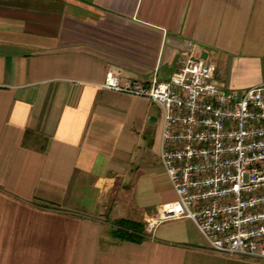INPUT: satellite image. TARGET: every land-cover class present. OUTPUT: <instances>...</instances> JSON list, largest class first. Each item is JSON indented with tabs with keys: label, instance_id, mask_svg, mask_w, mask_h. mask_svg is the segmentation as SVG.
Wrapping results in <instances>:
<instances>
[{
	"label": "crops",
	"instance_id": "obj_1",
	"mask_svg": "<svg viewBox=\"0 0 264 264\" xmlns=\"http://www.w3.org/2000/svg\"><path fill=\"white\" fill-rule=\"evenodd\" d=\"M186 41L222 87L264 82V0H0V264H264L187 218L147 228L177 200L162 111L103 84L167 81ZM120 219L146 239L111 237Z\"/></svg>",
	"mask_w": 264,
	"mask_h": 264
},
{
	"label": "built area",
	"instance_id": "obj_2",
	"mask_svg": "<svg viewBox=\"0 0 264 264\" xmlns=\"http://www.w3.org/2000/svg\"><path fill=\"white\" fill-rule=\"evenodd\" d=\"M178 60L167 81L151 85L108 73L103 87L148 99L162 111L160 161L177 200L159 222L187 218L219 254L264 261V82L222 87L199 47Z\"/></svg>",
	"mask_w": 264,
	"mask_h": 264
},
{
	"label": "trees",
	"instance_id": "obj_3",
	"mask_svg": "<svg viewBox=\"0 0 264 264\" xmlns=\"http://www.w3.org/2000/svg\"><path fill=\"white\" fill-rule=\"evenodd\" d=\"M110 235L119 241L141 244L147 237L146 226L141 222L120 219L113 224Z\"/></svg>",
	"mask_w": 264,
	"mask_h": 264
},
{
	"label": "rangeland",
	"instance_id": "obj_4",
	"mask_svg": "<svg viewBox=\"0 0 264 264\" xmlns=\"http://www.w3.org/2000/svg\"><path fill=\"white\" fill-rule=\"evenodd\" d=\"M94 197H95V196H94L93 194H91L90 198L94 199Z\"/></svg>",
	"mask_w": 264,
	"mask_h": 264
}]
</instances>
